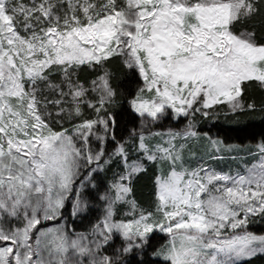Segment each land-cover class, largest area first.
Instances as JSON below:
<instances>
[{
  "label": "snow or ice",
  "instance_id": "snow-or-ice-1",
  "mask_svg": "<svg viewBox=\"0 0 264 264\" xmlns=\"http://www.w3.org/2000/svg\"><path fill=\"white\" fill-rule=\"evenodd\" d=\"M254 17L264 18V0H0V264H240L264 254V235L248 231L264 216V144L243 171L218 170L207 160L222 157L193 144L218 153L220 142L191 119L220 104L255 109L242 97L249 84L264 90V43L236 28ZM117 59L142 81L129 103L147 121L129 133L135 159L109 111ZM88 72L102 74L82 79ZM181 118V131L151 128ZM114 160L122 170L98 185ZM148 162L166 171L143 207L134 181ZM85 189L102 208L89 231L42 227L70 200L74 217L86 214ZM157 233L168 240L153 249Z\"/></svg>",
  "mask_w": 264,
  "mask_h": 264
},
{
  "label": "trees",
  "instance_id": "trees-1",
  "mask_svg": "<svg viewBox=\"0 0 264 264\" xmlns=\"http://www.w3.org/2000/svg\"><path fill=\"white\" fill-rule=\"evenodd\" d=\"M238 31L248 30L255 32L258 42L264 43V18L254 17L243 23H237ZM112 73V84L117 89V101L112 107V115L116 120L115 133L117 140L123 141L129 135L130 128L136 127L141 119L131 110L129 106L130 99L136 94V91L142 86V81L135 71L126 68L120 60H113L107 65ZM100 73H84L82 79L91 80ZM242 99L245 105L254 102V110H247L233 113L231 111L218 110L216 117L197 116L198 128L207 130L212 134L221 136L226 142L238 141H256L264 139V90L258 85L249 84L243 94ZM114 144L109 142L108 149H112ZM116 160L105 169V171L96 177V183L100 186L110 182L111 172L116 164ZM155 168L150 162L147 164L146 171L139 174L134 181V196L136 200L145 206L151 205L155 191ZM102 182V183H101ZM95 192L85 189V197L89 200V211L84 215L69 216L67 221L70 226L76 230H88L102 214V208L95 199ZM65 208H68L66 204ZM64 208V209H65ZM68 224V226H69ZM248 227L257 232L264 231V216H254L250 219ZM166 240V234L157 233L154 235L151 244L153 249H157ZM119 238L114 241L117 244ZM120 242V241H119ZM113 243V244H114ZM107 248V252L112 254V246ZM130 264H136V256L126 257ZM145 264H158L150 255L144 256ZM240 264H264V254H257L250 259H245Z\"/></svg>",
  "mask_w": 264,
  "mask_h": 264
},
{
  "label": "rangeland",
  "instance_id": "rangeland-1",
  "mask_svg": "<svg viewBox=\"0 0 264 264\" xmlns=\"http://www.w3.org/2000/svg\"><path fill=\"white\" fill-rule=\"evenodd\" d=\"M242 31H245V30H242ZM246 31H248V30H246ZM100 74H102V73H100ZM131 99H130V101H131ZM130 101H129V103H130ZM113 105L109 109V111L111 113H112ZM218 110L230 111L229 106L227 104H220V105H217L213 109L210 110V115L209 116H212V118L214 119L216 117V114H217ZM196 115L199 116V117L201 116L200 113H197ZM188 119L189 118H181L178 121L177 120H173V119H166L162 123H159V124H156L154 126H151V128H152L153 131H166L168 129L181 131V130H183L186 127V125L188 123ZM191 119L193 120L196 129L201 134L208 133V134H210V136L212 138L217 139L220 142V146H219L220 147V151L218 153L211 151V149L209 148L208 142L206 140L202 139L199 142H194V144H193V150L196 151L198 156H205L206 159H207L209 154L210 155H218V156L222 157V159H208L207 160V162L211 166L215 167L216 169L223 170V171H228V170H233V171L240 170V171H243L244 170L243 169V165H245V164L251 165L253 162H255L258 159V155H257L258 146L260 144H264V139H259V140H256V141H247V142H238V141L226 142L221 136L212 134V133H210L207 130L199 129L198 128L199 119L197 120L196 117H193ZM146 123H147V121L141 120L136 127H131L130 131L133 130V129L139 130V129L143 128ZM121 142H128V145H129L128 150H129V152L131 154V158L135 159L136 158V153L133 152V150H132L131 141L129 139V135L125 138V140H123ZM188 162L190 164H192L193 166H195V164L197 163V160L190 159ZM147 164H146V167H147ZM151 164L154 165V168H155V171H156L155 177L158 174L166 171V168L163 165H158V164H155V163H151ZM121 170H122V166L117 161L115 166H114V168L112 169L110 181L113 179L114 175L116 173H119ZM67 204H68V208L63 209V216H62L61 220L52 221V222H45L42 225V227H51V226H54V225L60 224V223H66L68 225L69 222L67 221V218H68L69 215L67 213L72 214V202H71V200ZM142 206L143 207H148V206H145V205H142ZM126 211H127L126 208L121 209V215H123V213L126 212ZM68 227L70 229H74L73 227L70 226V224H69ZM90 229L91 228H89L88 230H76V229H74V230L79 233V232L89 231ZM248 231L252 232L254 234H257V235H264V231L263 232H257V231H254V230L250 229L249 227H248ZM167 240H168V236L166 235V240L158 248H160L161 246L166 244ZM119 241H118L117 244H115V243L113 244V246H112L113 251H114L115 248H117V247H119L121 245L120 238H119Z\"/></svg>",
  "mask_w": 264,
  "mask_h": 264
}]
</instances>
